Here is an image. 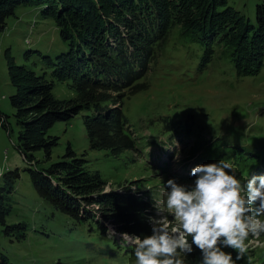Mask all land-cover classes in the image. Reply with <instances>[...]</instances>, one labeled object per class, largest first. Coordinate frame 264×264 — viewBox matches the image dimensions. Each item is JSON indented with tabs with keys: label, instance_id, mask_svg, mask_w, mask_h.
I'll return each mask as SVG.
<instances>
[{
	"label": "rangeland",
	"instance_id": "rangeland-1",
	"mask_svg": "<svg viewBox=\"0 0 264 264\" xmlns=\"http://www.w3.org/2000/svg\"><path fill=\"white\" fill-rule=\"evenodd\" d=\"M228 3L255 24L257 4L264 0ZM41 9L17 6L0 34V111L8 124V129L0 128V206L12 207L7 224L26 226L14 228L8 235L0 222V251L8 263L135 264L133 250L122 247L117 235L111 238L109 231L104 232L96 218L77 221L56 210L35 189L28 169L65 161L70 144L108 182L106 191L138 180L154 202L166 199L163 191L169 179L194 187L196 177L191 170L221 159L234 164L237 178L264 175V66L258 74L240 76L230 56L219 48L214 59L203 66L205 46L192 35L182 34L179 27L170 32L161 62L149 75V86L125 100L135 149L117 155L108 149H91L81 112L49 130L48 134L59 137L50 157L40 149L32 152L34 161L27 160L17 147L23 126L18 124L10 100L18 91L13 82L16 67L46 75L59 98L75 96L71 80L59 81L53 73L56 57L68 49V43L54 18L43 16ZM15 169L21 177L9 190L3 174ZM136 187L132 185V189ZM160 207L163 210L164 205ZM163 215L155 208V218ZM108 228L115 229L110 224ZM260 240L264 242V234ZM224 250L235 259V250ZM236 264H264V247L250 248Z\"/></svg>",
	"mask_w": 264,
	"mask_h": 264
},
{
	"label": "trees",
	"instance_id": "trees-1",
	"mask_svg": "<svg viewBox=\"0 0 264 264\" xmlns=\"http://www.w3.org/2000/svg\"><path fill=\"white\" fill-rule=\"evenodd\" d=\"M22 4L40 6L43 16L54 18L69 47L56 57L53 73L59 81L70 79L75 92L71 98H59L46 75L15 66L13 82L18 91L10 100L23 126L17 147L29 161H34L32 152L40 149L50 157L59 137L49 130L81 112L91 149H108L115 155L135 149L125 100L149 86V75L158 68L175 27L205 46L203 66L214 59L218 48L230 56L240 76L258 74L264 66V3L257 4L253 24L228 0H0V34ZM1 127L8 129L0 111ZM65 158L47 168L28 169L41 198L77 221L96 218L104 232L110 224L118 233L152 234L149 218L155 216V202L138 180L106 191L108 182L71 144ZM3 175L9 190L21 177L19 169ZM132 185H137L135 190ZM11 210L0 206V222L8 235L14 228L26 227L7 224ZM193 248L185 262L199 264L201 253ZM0 264H11L1 251Z\"/></svg>",
	"mask_w": 264,
	"mask_h": 264
},
{
	"label": "clouds",
	"instance_id": "clouds-1",
	"mask_svg": "<svg viewBox=\"0 0 264 264\" xmlns=\"http://www.w3.org/2000/svg\"><path fill=\"white\" fill-rule=\"evenodd\" d=\"M191 175L194 187L167 181L166 199L155 200L165 215L149 218L151 235L120 234L135 264H185L193 246L201 253L200 264H236L250 248L264 247V175L237 178L234 164L225 159L198 165ZM115 235L109 228V236ZM228 248L237 252L235 259Z\"/></svg>",
	"mask_w": 264,
	"mask_h": 264
}]
</instances>
